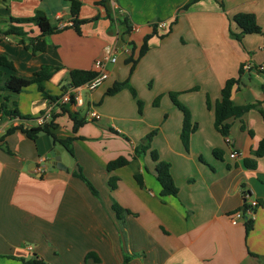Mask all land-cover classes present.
Here are the masks:
<instances>
[{
    "label": "crops",
    "instance_id": "1",
    "mask_svg": "<svg viewBox=\"0 0 264 264\" xmlns=\"http://www.w3.org/2000/svg\"><path fill=\"white\" fill-rule=\"evenodd\" d=\"M78 1L79 32L67 0H0V56L14 67L0 66L1 78L30 80L42 66L53 69L43 91L35 83L0 91V264L34 255L47 264H264V155L253 154L264 140V71L257 69L264 64V0ZM238 13L253 14L261 32L240 34ZM37 15L65 27L41 36L33 21L11 23ZM124 19L138 30L127 32ZM158 22L170 32L160 38L167 27L156 28L131 72L127 59L137 58ZM11 25L23 35L6 34ZM31 39L45 50L33 52ZM116 43L128 52L117 53L107 78L82 93V106L55 100L67 90L70 70L95 72V60ZM124 80L135 96L127 88L106 94ZM230 80L238 81L233 104L258 107L228 119L224 137L214 126V105ZM177 104L189 113L187 148ZM47 110L55 139L46 132L29 138L20 127H34L32 119ZM73 117L83 119L75 132ZM9 128L15 130L6 134ZM149 134L150 148L134 156ZM66 138H73L72 155L58 142ZM151 150L170 164L176 195H161ZM121 156L128 163L108 171ZM40 157L47 158L41 175ZM251 160L254 168L246 165ZM80 171L97 194L76 176ZM250 200L258 206L247 230L231 216ZM113 203L128 212L117 218Z\"/></svg>",
    "mask_w": 264,
    "mask_h": 264
},
{
    "label": "trees",
    "instance_id": "2",
    "mask_svg": "<svg viewBox=\"0 0 264 264\" xmlns=\"http://www.w3.org/2000/svg\"><path fill=\"white\" fill-rule=\"evenodd\" d=\"M70 3V12L71 15L73 16V26L77 32H79V29L77 27V24L79 21L76 19L78 16L79 8H80V2L78 0H67ZM196 0H193L195 2ZM189 4L185 5L184 7L187 8ZM234 22L239 26L241 29L240 34H252V33H260L261 29L258 26L255 16L251 13H238L233 17ZM35 22L36 25L39 28L41 36L51 34L53 32L59 31L60 29L64 28H57V27H52L48 20L43 16V15H37L35 18L31 19H22V20H16L12 19L11 23H25V22ZM123 22L126 25L127 32H130L131 25L127 23V20L124 19ZM152 32L148 35H146L143 38V42L139 48L138 55L136 59H127V61L131 62V72L134 68V65L136 64L138 58H140L147 50H148V40L153 36L156 35V25H152ZM170 32V25L167 26V29L164 34L159 35L160 38L165 37L168 33ZM6 34H15L18 36L23 35L22 30L20 27H16L11 25L6 31ZM233 34V33H232ZM232 36L238 37V35L233 34ZM31 39V46H32V51H44L45 50V44L43 41H40L39 39ZM33 42V43H32ZM0 66H3L5 68L13 70V65L11 61H9L5 56H0ZM53 69L49 66H42L35 74L34 77L30 80L22 79L19 77H16L14 75L10 76L7 79H2L1 78V72H0V91L1 90H7L13 93H18L21 89L27 87L28 85L35 83L40 91H43V82L47 80L50 75L52 74ZM70 75V84L69 86L71 87H77L80 86L87 81L91 80L95 73L92 71H84V70H77L73 69L70 70L69 72ZM238 83L237 80H230L228 81L224 87L221 90V96L219 101H217L214 105V126L216 130L223 135L224 137L228 135V131L230 128V125L227 123V120L230 118H238L241 117L244 113H246L248 110L252 108H257L258 103H252V104H247V105H235L233 104V101L231 99V94L234 86ZM127 88L131 92L133 96H135V91L134 89L129 85L128 80H124L121 82H116L113 84L112 87H110L106 94L107 95H113L119 92L120 90ZM66 91V90H65ZM61 98V97H60ZM59 97L55 98L60 99ZM137 105L140 107L141 102L137 100ZM179 108L183 111V126H182V131H181V139L182 143L185 146V148L188 147L189 145V135L192 129L189 127L190 123V118H189V113L186 111L181 105L177 104ZM2 108V107H1ZM4 109V108H2ZM63 110V109H62ZM2 113L5 115H11L15 116L17 115L15 111H5L2 110ZM264 114V113H262ZM55 116L51 115V119H53ZM74 124H73V132H75L79 126L83 123V119H76L73 117ZM54 127V124L52 121L49 123H46L42 126H37V127H30V128H21V130L31 139H35L37 134L40 132H46L49 133L53 138V134L50 133L49 128ZM15 129L14 128H9L6 131V134H9L13 132ZM152 134L147 135L144 139L143 142L135 148L134 151V156H137L139 154H143L150 148V140H151ZM55 139V138H54ZM73 138H66L64 140H59L58 142L63 145V147L67 150L69 154H73L71 143H72ZM217 151H214V154L216 155ZM254 156L260 157L264 155V140H261L259 142L257 150L253 153ZM150 155L154 161H156V178L161 186V195H176L177 194V188L174 184V181L172 179L171 173H170V164L164 161H159L158 160V155L156 151L151 150ZM128 163L127 158L125 157H118L113 161H110L107 165V170L108 171H113L116 168L122 167ZM246 165L249 168H254L256 165L255 160L251 161H246ZM76 176L83 180L89 187V189L94 193L97 194L96 190L93 188V186L88 182V180L83 176L81 171L79 173H76ZM135 180L141 185L142 181L139 175H135ZM114 180L111 179L109 181V187L112 189L114 188V184L110 183L113 182ZM114 212L116 213L117 218L121 217V214L127 213L128 211L126 209L121 208L118 204L113 203L112 206ZM246 229L249 230L252 228V221H246L245 222ZM18 261H20L22 264H47L43 260L39 259L37 256H33L30 259H24V258H16Z\"/></svg>",
    "mask_w": 264,
    "mask_h": 264
},
{
    "label": "built area",
    "instance_id": "3",
    "mask_svg": "<svg viewBox=\"0 0 264 264\" xmlns=\"http://www.w3.org/2000/svg\"><path fill=\"white\" fill-rule=\"evenodd\" d=\"M156 28L159 30L165 29L167 27L166 22H158L155 24ZM65 24L61 23L59 24V27H64ZM137 27L131 26L130 32L137 31ZM108 45L104 48L102 55L97 58L94 62V69H95V75L94 77L87 81L86 83L77 86V87H71L68 86L67 90L63 93L61 98L59 99V103H72L76 106H82L83 105V99H82V93L83 92H91L94 89H96L106 78H107V71L106 66L108 64H114L116 62V54L119 52L127 53L128 49L124 44L117 45ZM244 69H251L253 66L249 63H245L243 65ZM260 71H264V64L257 67ZM56 103V102H55ZM87 115L91 119L99 120L100 115L95 112L94 110H90L87 112ZM51 120V111L47 110L41 115L37 116L36 118L32 119L31 123L34 125V127L42 126L46 123H48ZM228 143H230L229 139H226ZM236 156V153L233 151L230 153V157L234 158ZM47 160L46 157H40L38 159V165L36 167L37 173L41 175L46 171L44 167V163ZM258 206L257 201L250 200L247 204H245L241 209L236 210L232 216H231V223L237 224L238 222H246V221H252L255 217V209Z\"/></svg>",
    "mask_w": 264,
    "mask_h": 264
},
{
    "label": "water",
    "instance_id": "4",
    "mask_svg": "<svg viewBox=\"0 0 264 264\" xmlns=\"http://www.w3.org/2000/svg\"><path fill=\"white\" fill-rule=\"evenodd\" d=\"M50 156V155H49ZM59 159L58 158H56L55 159V161H58ZM57 168H62V169H64L65 167H63L59 162L58 163H56V165H55Z\"/></svg>",
    "mask_w": 264,
    "mask_h": 264
},
{
    "label": "rangeland",
    "instance_id": "5",
    "mask_svg": "<svg viewBox=\"0 0 264 264\" xmlns=\"http://www.w3.org/2000/svg\"><path fill=\"white\" fill-rule=\"evenodd\" d=\"M119 63L122 64V65H124V64H123V61H122V62L120 61ZM111 65H113V64H111Z\"/></svg>",
    "mask_w": 264,
    "mask_h": 264
}]
</instances>
